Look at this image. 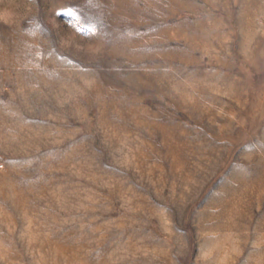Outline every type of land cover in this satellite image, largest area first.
<instances>
[{
    "label": "rangeland",
    "instance_id": "1",
    "mask_svg": "<svg viewBox=\"0 0 264 264\" xmlns=\"http://www.w3.org/2000/svg\"><path fill=\"white\" fill-rule=\"evenodd\" d=\"M0 264H264V0H0Z\"/></svg>",
    "mask_w": 264,
    "mask_h": 264
}]
</instances>
